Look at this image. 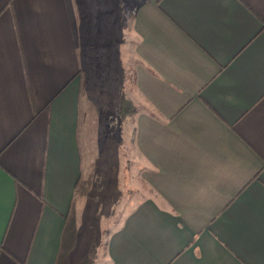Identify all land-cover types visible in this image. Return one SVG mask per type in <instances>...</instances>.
<instances>
[{
  "label": "crops",
  "instance_id": "obj_1",
  "mask_svg": "<svg viewBox=\"0 0 264 264\" xmlns=\"http://www.w3.org/2000/svg\"><path fill=\"white\" fill-rule=\"evenodd\" d=\"M108 49L144 177L111 232ZM0 264H264V0H0Z\"/></svg>",
  "mask_w": 264,
  "mask_h": 264
},
{
  "label": "rangeland",
  "instance_id": "obj_2",
  "mask_svg": "<svg viewBox=\"0 0 264 264\" xmlns=\"http://www.w3.org/2000/svg\"><path fill=\"white\" fill-rule=\"evenodd\" d=\"M123 25L126 26V22ZM123 25L120 23L119 30H121ZM103 33H110V31L108 32L104 29ZM108 42H111V33ZM115 52L114 50V58ZM99 53L100 51L94 50L93 56ZM112 53V49L105 50L103 61L100 62V59L96 61L95 58V65L91 67L94 70V76L103 75V80L105 81V112L103 111L102 122L99 121L97 124H89L91 130L89 128L88 131V186L98 190H94L92 196L96 197L95 201H98L101 194L97 192L103 191L104 201L115 200L116 194L118 193L116 188L120 190V204L116 208L114 218L109 226L110 232L118 226L117 219L120 222L124 214L131 210L130 208L127 209L129 199L133 198L132 200L138 203L143 201L144 197L142 158L134 149V145L128 142L134 139L136 131L133 128L132 121L129 120L122 123L121 120H118L120 118H118L115 112L117 93L122 95V86L124 84L127 86V83L121 85L122 81L126 82L129 78L127 65L125 60H119V66L113 64L114 62L111 61ZM114 78L117 80L116 84H112L113 81L111 80ZM93 93L96 92L94 91ZM105 238L106 235H104Z\"/></svg>",
  "mask_w": 264,
  "mask_h": 264
},
{
  "label": "trees",
  "instance_id": "obj_3",
  "mask_svg": "<svg viewBox=\"0 0 264 264\" xmlns=\"http://www.w3.org/2000/svg\"><path fill=\"white\" fill-rule=\"evenodd\" d=\"M136 113L137 109L133 101L127 98L125 95H122L118 103V114L121 120L133 117Z\"/></svg>",
  "mask_w": 264,
  "mask_h": 264
}]
</instances>
